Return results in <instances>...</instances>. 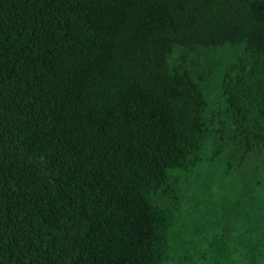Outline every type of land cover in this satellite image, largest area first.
<instances>
[{
    "label": "trees",
    "instance_id": "1",
    "mask_svg": "<svg viewBox=\"0 0 264 264\" xmlns=\"http://www.w3.org/2000/svg\"><path fill=\"white\" fill-rule=\"evenodd\" d=\"M205 150H264V0H0V264H234L182 210Z\"/></svg>",
    "mask_w": 264,
    "mask_h": 264
},
{
    "label": "rangeland",
    "instance_id": "2",
    "mask_svg": "<svg viewBox=\"0 0 264 264\" xmlns=\"http://www.w3.org/2000/svg\"><path fill=\"white\" fill-rule=\"evenodd\" d=\"M217 87L218 79L214 77L207 93L210 113L215 110L219 96ZM231 147L235 157L242 155L238 146L233 144ZM205 158V164L199 163L191 173L181 177L182 187L186 192L181 201L184 217L196 222L201 234L206 237L204 244H209L214 253L218 251L217 245L235 248L231 257L234 264H261L262 251L257 235H260L264 221H259L257 232L254 221L255 230H250L251 222H245L250 221L254 214H260V218H264V150L247 153L242 165L229 174L221 166L218 167L222 161L217 157L213 158L206 150L203 160ZM199 207L200 214L195 216ZM241 231L245 233L243 238L239 237ZM178 237L179 233L176 238Z\"/></svg>",
    "mask_w": 264,
    "mask_h": 264
}]
</instances>
